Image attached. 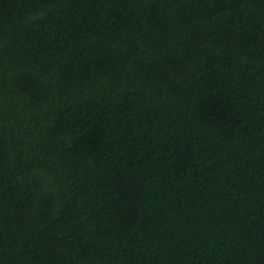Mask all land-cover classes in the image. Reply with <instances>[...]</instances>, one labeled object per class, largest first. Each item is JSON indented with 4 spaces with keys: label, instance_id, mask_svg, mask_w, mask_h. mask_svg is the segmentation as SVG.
<instances>
[{
    "label": "trees",
    "instance_id": "16d2710c",
    "mask_svg": "<svg viewBox=\"0 0 264 264\" xmlns=\"http://www.w3.org/2000/svg\"><path fill=\"white\" fill-rule=\"evenodd\" d=\"M0 264H264V0H0Z\"/></svg>",
    "mask_w": 264,
    "mask_h": 264
}]
</instances>
